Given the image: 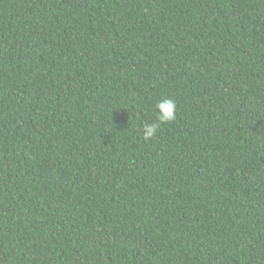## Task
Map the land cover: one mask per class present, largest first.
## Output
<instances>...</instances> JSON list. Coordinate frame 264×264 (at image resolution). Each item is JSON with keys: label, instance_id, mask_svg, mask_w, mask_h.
I'll use <instances>...</instances> for the list:
<instances>
[{"label": "trees", "instance_id": "obj_1", "mask_svg": "<svg viewBox=\"0 0 264 264\" xmlns=\"http://www.w3.org/2000/svg\"><path fill=\"white\" fill-rule=\"evenodd\" d=\"M0 264H264V0H0Z\"/></svg>", "mask_w": 264, "mask_h": 264}, {"label": "clouds", "instance_id": "obj_2", "mask_svg": "<svg viewBox=\"0 0 264 264\" xmlns=\"http://www.w3.org/2000/svg\"><path fill=\"white\" fill-rule=\"evenodd\" d=\"M156 120L152 123L143 125V138L144 140H152L159 131L160 127L164 124L170 123L176 118V102L174 99H160L156 102Z\"/></svg>", "mask_w": 264, "mask_h": 264}]
</instances>
